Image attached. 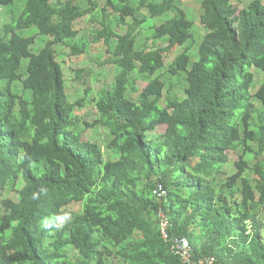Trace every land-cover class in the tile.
<instances>
[{
  "label": "trees",
  "instance_id": "trees-1",
  "mask_svg": "<svg viewBox=\"0 0 264 264\" xmlns=\"http://www.w3.org/2000/svg\"><path fill=\"white\" fill-rule=\"evenodd\" d=\"M122 1L0 0L13 16L0 33V264H185L163 235L161 210L169 238H187L193 260L264 264V76L252 71L264 72V0L241 8L199 0V40L183 0ZM110 4L119 13L112 20ZM87 16L101 26L95 42L116 39L119 70L93 94L99 118L86 122L109 130L107 160L73 129L93 89L71 101L57 55L87 52L77 28ZM161 16L153 38L168 44L140 47L136 30ZM39 34L50 38L35 51ZM176 76L182 95L166 84ZM159 125L165 131L152 138ZM239 149L237 170L218 180ZM42 187L47 194L34 198ZM61 214L66 226L43 227Z\"/></svg>",
  "mask_w": 264,
  "mask_h": 264
},
{
  "label": "rangeland",
  "instance_id": "rangeland-1",
  "mask_svg": "<svg viewBox=\"0 0 264 264\" xmlns=\"http://www.w3.org/2000/svg\"><path fill=\"white\" fill-rule=\"evenodd\" d=\"M96 1L100 4L101 7H103L107 2V0ZM112 1L118 5L125 3L122 0ZM247 1L250 2V0H233L234 4L239 8L245 5V2ZM87 2L88 0H84V3ZM182 5L185 8L186 12H188V14L194 19L195 23L192 30L193 32H195V34H197V39L199 40L201 36L206 32L204 25L200 23V14L202 12L201 4L199 0H183ZM108 10L110 12V20L119 15V13L115 11L114 7L111 4L109 5ZM12 20L13 16L7 12L6 7L0 6V33L4 25L10 23ZM163 20L164 17L162 16L151 18L149 17L147 21L136 30L138 31L137 41L140 47L156 48L164 47L168 44L165 39L153 38L154 30H152V28L160 24ZM114 26L116 31L119 33H124L127 31V24H116ZM100 27L101 26L98 21L92 20L90 16L82 18L78 22L77 28L79 30V39L88 43L87 52L80 55H74L70 52V48L64 47V49H61L62 47H60L57 55L63 65L64 71L67 76L68 94L71 101H76L80 98H83L85 96L86 88L93 89V92L91 93V96L89 97L85 105L82 108L76 110L73 129L76 130V132H81L83 141L92 140L98 143L102 147L104 156L107 160L113 158L110 150L107 147V140L110 135L109 130L100 125L89 126L88 124H86V122H89L90 124L94 123V121L99 118V112L94 103L91 102L93 94L98 93V91L103 88L111 87L119 70L118 67L111 62V58L113 57V52L115 49L116 39L113 38L110 45H106L103 42L94 41L95 32ZM31 31L32 30L23 33L27 34ZM34 31L35 30H33V33ZM48 38L50 37L39 34L34 44L35 51H37V48L43 47L45 45L44 41ZM183 49V47H180L175 52H167L166 64H169L174 59V57L177 55L176 52H181ZM26 65L27 61L24 60L22 67L24 68L26 67ZM76 69H83V74L80 79L77 78ZM252 71L257 75V78H261L264 76V72L259 71L256 67H253ZM166 84L168 87L174 88L176 92L178 91L180 95L184 93V89L186 88L184 77L176 76L173 79L168 78ZM137 85L140 89H143V87L146 85V82L139 81ZM137 95L138 93H131V97L134 99H136ZM165 128L166 125H159L155 131L150 132L149 134L152 138H155L163 133L165 131ZM241 153L242 149H239L235 152L232 151L230 153V160L221 167L224 174L218 176V180L229 177L237 170L235 163L239 160V156ZM246 175L249 177L255 176L250 171L247 172ZM81 208L82 205L80 203H76L71 206V210L75 211H79ZM260 219L263 224L262 232L264 234V212L261 213Z\"/></svg>",
  "mask_w": 264,
  "mask_h": 264
},
{
  "label": "built area",
  "instance_id": "built-area-1",
  "mask_svg": "<svg viewBox=\"0 0 264 264\" xmlns=\"http://www.w3.org/2000/svg\"><path fill=\"white\" fill-rule=\"evenodd\" d=\"M156 193L161 198L167 195V190L160 184L158 185ZM159 219L165 239L170 242L173 252L175 254H178L185 264H217L216 259L214 257L193 260L191 246L187 238H169L167 230L169 228L170 221L168 217L164 214L163 210L159 212Z\"/></svg>",
  "mask_w": 264,
  "mask_h": 264
},
{
  "label": "clouds",
  "instance_id": "clouds-1",
  "mask_svg": "<svg viewBox=\"0 0 264 264\" xmlns=\"http://www.w3.org/2000/svg\"><path fill=\"white\" fill-rule=\"evenodd\" d=\"M40 192H44L45 194H47V189L46 188H41L35 195L34 198H39ZM69 222V218L67 214H61V215H57L53 218L50 219H45L42 224L43 227L46 230L52 231L53 228L55 227L56 229L59 228H63L64 226H66V224Z\"/></svg>",
  "mask_w": 264,
  "mask_h": 264
}]
</instances>
